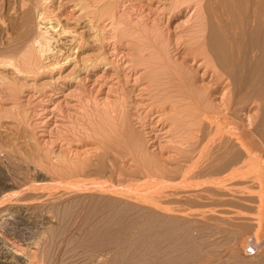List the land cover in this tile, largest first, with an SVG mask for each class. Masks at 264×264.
Here are the masks:
<instances>
[{"label": "rangeland", "instance_id": "obj_1", "mask_svg": "<svg viewBox=\"0 0 264 264\" xmlns=\"http://www.w3.org/2000/svg\"><path fill=\"white\" fill-rule=\"evenodd\" d=\"M194 1L53 0L51 17L81 42L69 59L59 45L66 54L44 64L29 58L28 42H14L7 52L12 40L2 24L9 14L0 0V264H111L109 246L83 239L93 225L107 231L101 237L107 243L130 233L133 243L154 236L133 223L142 213L131 199L172 206L173 249L215 264L239 263L241 241L263 234V226L249 228L264 222L258 162L247 156L228 168H202L216 153L223 116L252 128L257 111L245 104L237 113L242 122L227 111L230 80L200 41L207 34L204 1ZM201 91L209 98L199 110ZM207 116L219 120L207 126ZM145 244L118 260L148 262L156 243Z\"/></svg>", "mask_w": 264, "mask_h": 264}, {"label": "bare ground", "instance_id": "obj_2", "mask_svg": "<svg viewBox=\"0 0 264 264\" xmlns=\"http://www.w3.org/2000/svg\"><path fill=\"white\" fill-rule=\"evenodd\" d=\"M200 1L202 3V0H200ZM203 1H204V10H205L204 15H205V17L203 20L201 19V21L203 23H201L200 20H199V22L201 23V25H203V27L207 28V34L205 33V30H204L203 31L204 33H202V35L203 34H206V35L204 36L203 39L201 38L202 36H200V38H201L200 41H202V43H203V40H205L204 43L207 46L206 48L211 53V56L214 57V60L217 64L216 66H218L220 68V70L223 72V74H225V76L228 77V80H230V85H229L230 88L228 91L229 93H228L227 99L231 102V104H230V107H226V109H227V111H229V114L234 116L233 118H235L237 121H241V122L243 121V119L239 115H237V113H238V110L241 107H243L245 104H247V105L250 104L251 108L257 111V115H256V117H254V119H256L254 126L252 128L246 127L244 129L242 127H239V124H236L233 121L226 123V120L228 118H226V116H223V121L220 120V122H223L222 125H224V126H221V128H223V129H221V130H223V132L221 130L217 131V128H216V131L218 132L217 133L218 134L217 139L219 140L218 146L216 148V153L213 155H210V156L207 155V162L205 165L202 166V168H212L214 170L215 169L228 168L230 166L235 165L239 161H242L243 158L250 156L249 158L253 157L258 162V168L260 170H262V172L264 173V0H203ZM50 2H53V0L52 1H50V0H6V9H7L6 13L9 14V16L7 15V18L8 17L9 18L7 19V21L5 20V22H3L2 25L5 28L7 27L6 30H7V33L9 35V36L8 35L7 36L9 38H11L12 41L11 42L9 41L5 44V49H6V47L9 48L10 46L12 48L15 47L16 46L15 43H18V42H21V43L24 42V44H27L26 42H28V44L31 43L32 49L31 50L29 49L30 53L27 52L29 55V58L36 59V57H38L39 60L40 61L43 60V63H44V60H47L53 54L59 55V57L61 55V57H62L64 54H66V51H63V49H66V47H67V49H66L67 54L64 55L63 58H65V59L68 58L69 51H71V50H73V48H76L79 46V43L81 42L80 41L81 38L79 39V37H81V36L78 37V35H77L78 32L68 29L67 27L61 25V23L59 22L58 19L51 17L50 14H52L51 13L52 11H51V9H49ZM197 3H199V0H197ZM52 15H54V13ZM201 25L198 27H202ZM1 44H2V42H1ZM13 44H15V45L12 46ZM59 45H61V47L63 49L60 48ZM29 46H30V44H29ZM26 47H28V46H26ZM199 48H201V47H199ZM204 49H205V47H204ZM9 51H10V49H9ZM9 51L7 50L8 53H9ZM54 57H56V56H54ZM29 61H30V59H29ZM37 61H36V63H37ZM12 62H14V61L7 60V59L5 61H3V63H6V64H12ZM40 63H42V61ZM48 63H51V62H48ZM27 64H29V63H27ZM56 65H58V64L56 63ZM218 70L219 69H217L216 72H219ZM220 77H217V78H220ZM226 84H227V82H226ZM201 89L203 90V88H201ZM201 92H202L201 93L202 98L199 96L200 97V99H199L198 95L195 94L197 99H196V101H194L196 103V106H198L199 110L203 109L202 103L206 100V98H209L208 96L206 97V95L204 96L205 93H203V91H201ZM185 95H187V94H185ZM194 96H193V98H194ZM189 97H190V93H189ZM195 103H194V105H195ZM204 106H205V103H204ZM211 106H213V105H211ZM215 107H217V106H215ZM217 118H219V117H217ZM217 118L215 119V117L207 116L205 118L207 126H213L216 123V121L219 120ZM232 127H234V128H232ZM234 129L236 131H233ZM226 130H228V131H226ZM209 139L211 140L212 138H209ZM213 139H214V137H213ZM213 139H212V141H213ZM204 148H207V146ZM204 158L205 157H203V159ZM219 162H220V164H217ZM165 169L166 168L164 166V169L162 168L161 170L163 171ZM166 171H168V170H166ZM263 180H264V175H263ZM115 192H117V191L115 190ZM115 192L108 191V190L107 191L102 190V191H100V194L106 195L108 197L109 196L114 197L115 199H118L119 201L129 200L128 198H124L125 196L124 197H122L120 195L118 196L119 193L118 194L116 193L117 194L116 195ZM120 192H122V191H120ZM77 193H78V191H77ZM95 193H97V191ZM158 196L160 198H168L170 195L166 192L160 191L158 193ZM74 197H75V195H74ZM131 200L136 202L137 206H141L139 210L141 211L142 214L140 215L138 212V214L140 215V217H139L140 219L134 220L133 223L135 224V226L137 227L138 224L143 223L144 224L143 228H147V230H150V232H151V230H155L154 236L147 234V236H144V238H143L144 239L143 242L146 243L145 245H147V246H151V243L153 241H155V243H156L155 248L153 247V251H151V253H152L151 256L148 258V262L145 261L146 264H215L214 262L210 261V259L208 257L200 255L196 252H190L187 250L176 251L173 249V245L170 242V239L172 237L171 236V227H172V222H173V219H172L173 217L171 215L173 212V209L171 208L172 206H168V205L164 204L162 202V200L159 198H157V200L155 199L151 203L150 202L145 203L142 200L141 201L143 203H138V202H140L139 199H131ZM13 203H14V201H13ZM79 205H80V203H79ZM111 210H113V209H111ZM108 211H109V208H108ZM235 215H237V214H235ZM93 216H94V214H93ZM113 217H115V215H113ZM84 219H85V217H84ZM111 221H112V219H111ZM127 221H128V219H127ZM253 221H255V220H253ZM114 222H117V221H114ZM85 223H86V221H85ZM248 223L250 224L251 222H248ZM252 223L253 224H250L249 228L252 227L253 231H256L257 228L259 229L262 226H263V231H264V222L261 223L260 221L259 222L257 221V222H252ZM244 224H247V223H243L242 225H244ZM122 225H124V224H122ZM241 227H243V226H241ZM247 227H248V224H247ZM249 228H247V230H249ZM142 232H143V230H142ZM105 233H107V231L105 229H102L101 227H98L97 225H93L91 227V229L88 231L87 237L85 239H83L84 245L85 244L90 245L89 242L91 240H89V239H91L93 237H97V238H99V240H96L97 241L96 243L93 242L94 245H97L100 247L101 246H103V247L109 246L110 250H112L113 255H112L111 260H109V257L107 259V261H110L111 264H135L129 258H125L124 260H118V259L121 256L123 257L124 254L128 253L129 249L132 246L135 247L137 245L139 247V246H142L144 243L143 242H134V243L131 242L130 238L133 236L132 233H130V234L127 233L128 235H125L126 236L125 238L127 240H123V242L113 241V242L107 243V242H105V240L103 238H101L103 235H105ZM111 236H113V235H111ZM87 248L91 250V248L89 246ZM139 249H141V248H139ZM240 249H241V253L244 254V257L241 253L237 252L238 249H237V251L234 249V251H236L238 253V255L241 254L240 256L242 257V259L238 260L239 263L236 262L237 264H264V232H263V234L259 235L258 237H255V236L247 237L246 239L241 241ZM84 250H87V249H84ZM98 250H99V248H98ZM247 251L249 252V254L245 253ZM90 253H91V255L93 254V252H90ZM110 253L111 252H109V254ZM40 254H41V251H40ZM99 255H100V253H99ZM27 256H29V255H27ZM81 256H82V254H81ZM86 256H87V254H86ZM86 256H84V258ZM106 256H107V254H106ZM88 258H90V257H88ZM88 258H87V260H88ZM100 258H102V256ZM70 259H71V257H70ZM103 259H105V257H103ZM103 259H102V261H103ZM92 261L95 262L97 260H95V261L92 260ZM102 261L100 260V263ZM36 263L37 262H35V261L29 262V264H36ZM41 263H43V262H41ZM89 263L91 264V261H89ZM98 263H99V261L97 262V264Z\"/></svg>", "mask_w": 264, "mask_h": 264}]
</instances>
